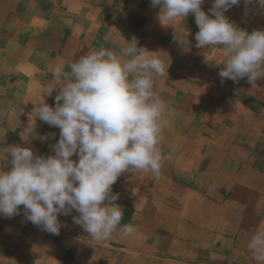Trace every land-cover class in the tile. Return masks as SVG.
<instances>
[{"label": "crops", "instance_id": "crops-1", "mask_svg": "<svg viewBox=\"0 0 264 264\" xmlns=\"http://www.w3.org/2000/svg\"><path fill=\"white\" fill-rule=\"evenodd\" d=\"M212 3L201 5L206 14ZM159 11L150 0H0V156L10 145L26 146L20 133L34 105L54 104L58 89L43 94L50 83L62 86L52 75L56 66L70 72L91 50L118 53L133 39L159 51L168 67L155 91L169 121L160 175L131 170L112 186L121 226H135L130 236L117 230L92 241L73 223L74 210L59 216L66 226L52 235L27 222L21 206V215L0 217V264H256L247 244L264 229V70L254 83L222 80L227 57L222 46L195 47L194 15L160 22ZM225 15L249 33L264 29V9L255 2L241 0ZM36 125L55 138L28 146L53 155L60 130L38 118Z\"/></svg>", "mask_w": 264, "mask_h": 264}, {"label": "clouds", "instance_id": "clouds-1", "mask_svg": "<svg viewBox=\"0 0 264 264\" xmlns=\"http://www.w3.org/2000/svg\"><path fill=\"white\" fill-rule=\"evenodd\" d=\"M253 2L264 9V0ZM159 7V20L195 17L199 31L195 47L222 46L227 57L219 72L222 80L249 83L261 79L264 70V29L249 33L225 15L241 0H213L208 13L204 0H150ZM134 41V42H133ZM182 45L191 50L186 38ZM126 41L119 52L93 49L69 65L70 72L56 66L52 75L62 86H47L43 96L54 97L50 106L43 99L34 105L35 117L23 128L20 139L26 146L10 145L0 156V217L21 215L27 222L52 235L65 224L59 216H72L92 241L101 242L119 230L130 236L135 226H121L122 207L112 186L125 172L142 170L159 176L164 159L159 144L169 124L166 103L155 91L156 78L167 76L168 67L159 56ZM58 128L59 139L51 146L53 155H37L32 141L45 142L55 133L40 134L36 119ZM76 156L77 159H71ZM256 264H264V229H257L247 244Z\"/></svg>", "mask_w": 264, "mask_h": 264}, {"label": "bare ground", "instance_id": "bare-ground-1", "mask_svg": "<svg viewBox=\"0 0 264 264\" xmlns=\"http://www.w3.org/2000/svg\"><path fill=\"white\" fill-rule=\"evenodd\" d=\"M8 19V18H7ZM8 22V21H7ZM51 34V33H50ZM52 36H53V34H51ZM74 38V37H73ZM48 39H50V38H48ZM54 40V39H53ZM75 40V39H74ZM50 42V41H49ZM15 43V42H14ZM42 44V43H41ZM46 44V43H45ZM50 44V43H49ZM6 49V48H5ZM18 51H20V50H18ZM161 51V50H160ZM50 65V64H49ZM201 70V69H200ZM198 71V70H197ZM203 71V70H202ZM197 73V72H196ZM190 76V75H189ZM199 76H200V74H199ZM196 79V78H195ZM198 79V78H197ZM197 79H196V81H197ZM60 83V82H59ZM182 85V84H181ZM193 87V86H192ZM223 92H225L224 90H223ZM171 93V92H170ZM224 94V93H223ZM171 95V94H170ZM36 96H37V94H36ZM40 97V96H39ZM205 99V98H204ZM45 100V99H44ZM207 100V99H206ZM47 101V100H46ZM215 101V100H214ZM201 110V109H200ZM203 110V109H202ZM206 111V110H205ZM204 111V112H205ZM201 113V112H200ZM202 114V113H201ZM218 115V114H217ZM201 116V115H200ZM227 120V119H226ZM198 121V120H197ZM206 121V120H205ZM229 121V120H228ZM230 122V121H229ZM216 123V122H215ZM217 126V125H216ZM216 128V127H215ZM234 131V130H233ZM226 134V133H225ZM219 135V134H218ZM222 139V138H221ZM169 140V139H168ZM167 140V141H168ZM231 140V139H230ZM233 140V139H232ZM164 141H165V139H164ZM228 142V141H227ZM188 161V160H187ZM204 163V162H203ZM217 164V163H216ZM199 166V165H198ZM165 168V167H164ZM196 168H197V166H196ZM200 169V168H199ZM166 174V173H165ZM237 177V176H236ZM239 178V177H238ZM143 179H145L144 177H143ZM237 179V178H236ZM241 179V178H240ZM239 180V179H238ZM127 181V180H126ZM244 182V181H243ZM154 188V187H153ZM174 190H175V188H173ZM147 190V189H146ZM216 190V189H215ZM175 192V191H174ZM150 193V192H149ZM171 193V192H170ZM152 195V194H151ZM213 195V194H212ZM215 196V195H214ZM130 197V196H129ZM133 197V196H132ZM174 201V200H173ZM218 201V200H217ZM220 201V200H219ZM215 203V202H214ZM171 205V204H170ZM141 209V208H140ZM147 209V208H146ZM144 210V209H143ZM145 211V210H144ZM164 212H166V211H164ZM135 217V216H134ZM170 217V216H169ZM144 220V219H143ZM168 220V219H167ZM135 221V220H134ZM154 224V223H153ZM155 226V225H154ZM61 232V231H60ZM137 239V238H136ZM187 240V239H186ZM177 246H180V245H177ZM163 250V249H162ZM199 252V251H198ZM200 254V253H199ZM135 259V258H134ZM139 260V259H138ZM147 260H149V259H147ZM145 261V260H144ZM129 262V261H128Z\"/></svg>", "mask_w": 264, "mask_h": 264}]
</instances>
